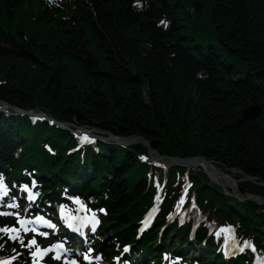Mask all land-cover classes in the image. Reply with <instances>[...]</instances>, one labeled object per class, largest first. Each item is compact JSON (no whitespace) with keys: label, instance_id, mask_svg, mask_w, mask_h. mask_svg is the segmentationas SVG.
I'll use <instances>...</instances> for the list:
<instances>
[{"label":"trees","instance_id":"16d2710c","mask_svg":"<svg viewBox=\"0 0 264 264\" xmlns=\"http://www.w3.org/2000/svg\"><path fill=\"white\" fill-rule=\"evenodd\" d=\"M25 1L0 0L1 98L117 134L137 132L161 153L201 154L264 182V0H76L69 10L39 4L28 15ZM250 103L260 116L238 121ZM73 143L66 130L0 114V165L16 173L31 161L47 184L71 179L104 193L111 216L123 219L150 197L148 167L136 156L142 146L101 144L102 153L88 149L81 162L66 153ZM195 182L197 198L219 220H237L264 247L258 205L229 198L204 175ZM187 231L172 224L163 242ZM197 232L202 255H215L219 240L211 235L202 244L205 226Z\"/></svg>","mask_w":264,"mask_h":264},{"label":"snow or ice","instance_id":"6c2138e0","mask_svg":"<svg viewBox=\"0 0 264 264\" xmlns=\"http://www.w3.org/2000/svg\"><path fill=\"white\" fill-rule=\"evenodd\" d=\"M162 24H166L167 22L166 21H161ZM85 139H87L88 137L85 136L84 137ZM34 183V182H33ZM6 186H4L2 183H0V195H4L6 194L3 189L5 188ZM22 187H24L25 189L28 188V185H23ZM0 215H16L15 213H0ZM36 221L39 223V222H43V223H46V224H49L51 226V222L50 221H47V220H44L43 217H36ZM18 222L21 224V226L27 224V223H30V221H27V220H18ZM19 230L16 229V228H8V227H4V228H0V232H18ZM24 231H28V229L25 227L24 228ZM43 235H47V233H43ZM10 239H17V236L16 235H11L9 237ZM36 241L35 239L31 240L30 241V244H35ZM0 247H2V245H0ZM55 247H61V245H55ZM47 251V249L45 250ZM35 255V253L33 254ZM87 258V257H86ZM0 264H8L7 261H0ZM73 264H75V261H73Z\"/></svg>","mask_w":264,"mask_h":264},{"label":"water","instance_id":"95a60500","mask_svg":"<svg viewBox=\"0 0 264 264\" xmlns=\"http://www.w3.org/2000/svg\"><path fill=\"white\" fill-rule=\"evenodd\" d=\"M260 112V107L258 105H250L248 108L244 109L242 112V120H253L256 116H258ZM134 139V137L125 139V142H131ZM203 162V164H206V160L193 158V162Z\"/></svg>","mask_w":264,"mask_h":264},{"label":"bare ground","instance_id":"6f19581e","mask_svg":"<svg viewBox=\"0 0 264 264\" xmlns=\"http://www.w3.org/2000/svg\"><path fill=\"white\" fill-rule=\"evenodd\" d=\"M161 163H162V162H161ZM163 163H164V162H163ZM0 164H1V161H0ZM205 167H206V169H207L210 173L213 172V170L211 171V168H212L211 166L205 165ZM212 177H213L215 180H217V181L220 180V181L223 183V181H222L221 179H219L218 175H216V174H215V175L212 174ZM230 181H231V180H229V181H228V180H225L223 184L232 185V184H230Z\"/></svg>","mask_w":264,"mask_h":264},{"label":"rangeland","instance_id":"374dc122","mask_svg":"<svg viewBox=\"0 0 264 264\" xmlns=\"http://www.w3.org/2000/svg\"><path fill=\"white\" fill-rule=\"evenodd\" d=\"M103 137H105V138H103L104 140L111 139V136L109 134H106V133H105V136H103ZM215 182H217V181H215ZM217 183L221 184V182H217ZM221 185L223 186V184H221ZM239 197H244V196L243 195H239Z\"/></svg>","mask_w":264,"mask_h":264}]
</instances>
